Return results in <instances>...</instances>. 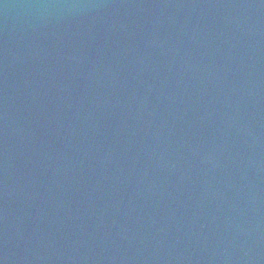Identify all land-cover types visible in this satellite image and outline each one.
Here are the masks:
<instances>
[{"label": "water", "instance_id": "obj_1", "mask_svg": "<svg viewBox=\"0 0 264 264\" xmlns=\"http://www.w3.org/2000/svg\"><path fill=\"white\" fill-rule=\"evenodd\" d=\"M0 264H264V0H0Z\"/></svg>", "mask_w": 264, "mask_h": 264}]
</instances>
